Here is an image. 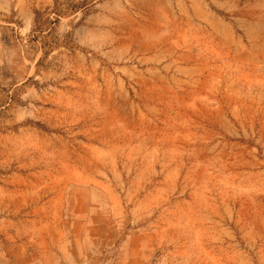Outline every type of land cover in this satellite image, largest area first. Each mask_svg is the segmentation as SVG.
I'll use <instances>...</instances> for the list:
<instances>
[{"label": "rangeland", "instance_id": "obj_1", "mask_svg": "<svg viewBox=\"0 0 264 264\" xmlns=\"http://www.w3.org/2000/svg\"><path fill=\"white\" fill-rule=\"evenodd\" d=\"M0 264H264V0H0Z\"/></svg>", "mask_w": 264, "mask_h": 264}]
</instances>
